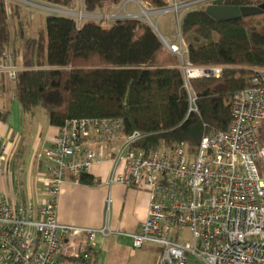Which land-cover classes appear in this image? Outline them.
<instances>
[{
  "label": "built area",
  "instance_id": "1",
  "mask_svg": "<svg viewBox=\"0 0 264 264\" xmlns=\"http://www.w3.org/2000/svg\"><path fill=\"white\" fill-rule=\"evenodd\" d=\"M130 1L134 0L125 2ZM212 1L183 0L170 10ZM64 12L77 17V23L94 15L84 11L83 0ZM129 17L139 16L130 13ZM166 47L181 61L195 110L189 79L218 77L224 67L192 65L182 43L167 41ZM14 59L8 50H0V71L11 81L25 69ZM252 71L249 86L231 98L229 126L205 134L194 152L184 142L146 152L138 145L145 134H125L117 119L67 120L44 152L48 167L38 173L46 195L42 203L14 205L0 195V264H91L96 236L119 231L108 225L94 229L59 223L58 199L64 183L82 184V175L92 165L108 159L112 162L109 184L146 189L150 194L146 219L129 235L135 248L157 246L158 264H186L188 254L206 264H264V67ZM5 159L6 147L1 143L0 164ZM185 231L189 236H184Z\"/></svg>",
  "mask_w": 264,
  "mask_h": 264
},
{
  "label": "trees",
  "instance_id": "2",
  "mask_svg": "<svg viewBox=\"0 0 264 264\" xmlns=\"http://www.w3.org/2000/svg\"><path fill=\"white\" fill-rule=\"evenodd\" d=\"M45 1L64 8L74 7L76 2ZM123 1L83 0V8L90 14H107ZM141 1L154 8L170 5L169 0ZM262 2L213 0L211 4L251 6ZM206 7L188 9L179 23L192 65L224 67L218 77L189 79L196 96L195 110L179 57L140 17L116 19L103 26L95 20L78 25L70 16L46 15L45 29L21 48L25 69L12 81L14 99L26 112L41 106L56 127L70 119H117L125 134H145L138 145L146 152L174 148L182 142L194 152L205 134L229 126L231 98L249 86L253 75L246 68L264 67V16L217 22ZM9 14L7 0H0V50L9 45ZM11 53L17 64L20 52ZM6 112L0 111V119ZM98 182L89 173L81 177L82 184Z\"/></svg>",
  "mask_w": 264,
  "mask_h": 264
},
{
  "label": "crops",
  "instance_id": "3",
  "mask_svg": "<svg viewBox=\"0 0 264 264\" xmlns=\"http://www.w3.org/2000/svg\"><path fill=\"white\" fill-rule=\"evenodd\" d=\"M0 88L3 93L0 111H7L4 119H0V144L4 143L6 147V159L0 164V195H5V187H8L14 197L17 196V204L42 203L46 195L38 173L48 167L44 152L59 127L51 124L53 127L46 130L38 127L37 136L27 144V138L23 136L27 112L14 99L13 82L3 71H0ZM111 168L109 159L90 167L88 173L99 180L96 185L72 182L62 185L57 207L58 222L94 229L108 225L119 231L111 236H96L91 264H158L159 248L152 244L135 248L129 235L138 231L146 219L150 194L146 189L121 183L109 184Z\"/></svg>",
  "mask_w": 264,
  "mask_h": 264
},
{
  "label": "rangeland",
  "instance_id": "4",
  "mask_svg": "<svg viewBox=\"0 0 264 264\" xmlns=\"http://www.w3.org/2000/svg\"><path fill=\"white\" fill-rule=\"evenodd\" d=\"M125 1L126 0L117 5L107 14L98 11L93 13L94 15L89 19H78V23L82 24L87 20H95L97 22H101L103 26H109L113 20L129 17L130 13H132L138 15L143 20L152 23V27L160 32L166 38L168 43L179 45L182 43L183 48L186 49L179 33V23L183 14L188 9L203 6V4H198L192 7L183 6L178 9L174 8V10H170L175 7L176 2L180 3L183 0H169L170 5L167 8H154L141 0H134L127 3ZM7 4L10 12L8 17L10 39L6 50L9 52H13L14 50L20 52L17 54V65H21L22 63L21 50L23 51V49L21 48L23 47L25 41L29 38L36 37L40 29H45L46 15L56 13L70 16L74 19L77 18L73 15H69L67 12H64L68 11V8L48 3L45 0H7ZM46 6L56 10L47 8ZM143 11H145L146 14H143ZM262 16H264V14L257 15L258 19H262ZM246 69L252 71L253 67H247ZM25 120L23 136L27 138V144H29L37 136L38 127L42 126L43 130L53 127L49 123V117L46 110L41 106H37L33 110L27 112ZM92 144L95 149H99L100 146L97 142L96 144L95 142ZM5 191L8 202L14 205L17 204L18 198L17 196L14 197L10 188L5 187ZM183 234L184 236H189L186 231ZM186 264L206 263L196 256L188 254Z\"/></svg>",
  "mask_w": 264,
  "mask_h": 264
},
{
  "label": "water",
  "instance_id": "5",
  "mask_svg": "<svg viewBox=\"0 0 264 264\" xmlns=\"http://www.w3.org/2000/svg\"><path fill=\"white\" fill-rule=\"evenodd\" d=\"M206 12L217 22H226L235 19L264 14V2L258 5H251V6H228V5H220V4H209L206 7ZM150 24L152 25V23ZM154 30L157 32L161 41L165 45H167L166 38L155 28Z\"/></svg>",
  "mask_w": 264,
  "mask_h": 264
},
{
  "label": "bare ground",
  "instance_id": "6",
  "mask_svg": "<svg viewBox=\"0 0 264 264\" xmlns=\"http://www.w3.org/2000/svg\"><path fill=\"white\" fill-rule=\"evenodd\" d=\"M197 70L190 68V73H196Z\"/></svg>",
  "mask_w": 264,
  "mask_h": 264
}]
</instances>
